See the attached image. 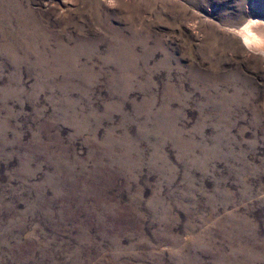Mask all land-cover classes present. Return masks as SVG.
<instances>
[{
  "label": "rangeland",
  "instance_id": "obj_1",
  "mask_svg": "<svg viewBox=\"0 0 264 264\" xmlns=\"http://www.w3.org/2000/svg\"><path fill=\"white\" fill-rule=\"evenodd\" d=\"M258 23L264 0H0V264H264Z\"/></svg>",
  "mask_w": 264,
  "mask_h": 264
},
{
  "label": "bare ground",
  "instance_id": "obj_2",
  "mask_svg": "<svg viewBox=\"0 0 264 264\" xmlns=\"http://www.w3.org/2000/svg\"><path fill=\"white\" fill-rule=\"evenodd\" d=\"M256 22H258V21H255L254 23H256ZM259 25H262V24H264V23H258ZM257 24V25H258ZM252 26V25H251ZM254 26V25H253ZM258 27H260V26H258ZM263 28H264V26H262ZM262 27H260V28H262ZM257 29V28H256ZM249 31V30H248Z\"/></svg>",
  "mask_w": 264,
  "mask_h": 264
}]
</instances>
